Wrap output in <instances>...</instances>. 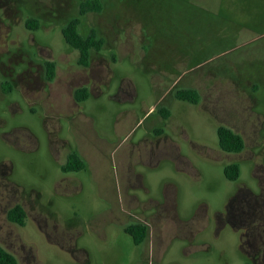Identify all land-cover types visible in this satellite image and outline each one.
<instances>
[{"label": "rangeland", "instance_id": "374dc122", "mask_svg": "<svg viewBox=\"0 0 264 264\" xmlns=\"http://www.w3.org/2000/svg\"><path fill=\"white\" fill-rule=\"evenodd\" d=\"M102 2L81 18L104 39L85 67L62 33L79 0H0V244L19 264H264V0ZM71 151L84 170L63 171Z\"/></svg>", "mask_w": 264, "mask_h": 264}, {"label": "trees", "instance_id": "16d2710c", "mask_svg": "<svg viewBox=\"0 0 264 264\" xmlns=\"http://www.w3.org/2000/svg\"><path fill=\"white\" fill-rule=\"evenodd\" d=\"M80 7L77 16L73 17L62 29L65 41L79 52L78 62L82 66L88 67L91 62V57L94 52L101 51L104 46V39L98 37L96 30H92L88 35H83L80 32L81 18L88 13H98L103 9L102 0H79ZM30 29H38L39 24L36 20H30L27 23ZM46 79L53 81L56 76V64L54 62H46ZM5 93L11 92V85L7 82L3 87ZM89 90L87 88L78 89L75 93V99L81 103L89 98ZM175 97L177 100L186 101L197 105L200 102L201 95L197 89L181 88L175 90ZM158 112L164 119L171 116V111L165 107L160 106ZM162 133V130L157 131ZM219 146L228 153H241L245 148V141L241 134L235 132L229 127L219 126L217 130ZM64 172L82 171L86 168L84 159L76 152H69L66 163L63 165ZM225 175L230 180H238L241 174L239 164L226 165L224 168ZM27 213L22 205L14 206L8 213V218L11 222L17 223L21 226L25 225ZM124 231L131 235L137 245L144 243L149 235L150 228L144 223H130L124 227ZM0 264H19L18 259L6 250L0 244ZM253 264V263H247Z\"/></svg>", "mask_w": 264, "mask_h": 264}, {"label": "flooded vegetation", "instance_id": "af4514ba", "mask_svg": "<svg viewBox=\"0 0 264 264\" xmlns=\"http://www.w3.org/2000/svg\"><path fill=\"white\" fill-rule=\"evenodd\" d=\"M56 68H57V63H56ZM81 88H87V87L82 86V87L77 88V90H78V89H81ZM87 89H88V88H87ZM77 90H76V91H77ZM76 91H75V93H76ZM74 96H75V94H74ZM75 100H76V99H75ZM221 126H224V125H221ZM226 127H227V126H226ZM229 128H230V127H229ZM231 129H232V128H231ZM232 130H234V129H232ZM235 132H236V131H235ZM68 154H69V153H68ZM236 154H237V153H236ZM67 156H68V155H67ZM67 156H66V157H67ZM66 159H67V158H66ZM231 164H237V163H231ZM228 165H230V164H228ZM136 223H137V222H136ZM140 223H143V222H140ZM129 224H130V223H129ZM144 224H146V225L150 228V225H148L147 223H144ZM127 225H128V224H127ZM127 225H126V226H127ZM253 264H254V263H253Z\"/></svg>", "mask_w": 264, "mask_h": 264}]
</instances>
